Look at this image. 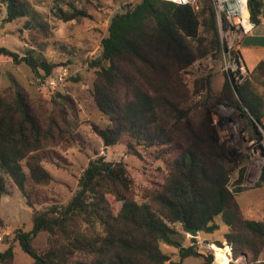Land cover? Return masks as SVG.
<instances>
[{
  "label": "trees",
  "instance_id": "obj_1",
  "mask_svg": "<svg viewBox=\"0 0 264 264\" xmlns=\"http://www.w3.org/2000/svg\"><path fill=\"white\" fill-rule=\"evenodd\" d=\"M247 3L256 25L264 0ZM0 8L3 21L25 18L32 36H47V22L29 0H0ZM56 13L62 21L87 15L74 7H58ZM223 47L211 0H138L114 12L99 54L82 59L94 71L91 96L106 119L92 131L106 147L123 143L127 152L160 162L157 172L149 174L137 197L126 163L103 155L90 159L66 204L33 211L31 229L13 231V241L0 250V264H14V242L35 264H182L189 256L212 264L213 251L199 252L194 237L183 245L178 227L212 234L220 223L226 226L222 240L212 243L228 246L232 259L244 256L245 264H264V219L245 214L237 200L245 190L240 165L246 156L220 141L212 117V105L231 106L259 140L252 118L259 121L264 112V91L258 90L264 89V60L239 83L224 73L214 93L213 72L202 65L220 60ZM231 53L240 59L238 49ZM5 58L24 62L43 83L56 66L34 58L31 50L20 56L0 47V59ZM75 116L74 101L64 91L49 99L16 84L0 91V197L18 190L33 206L31 197L53 179L43 165L44 152L75 135ZM236 167L239 178L229 187ZM263 184L264 164L255 187ZM112 202H120L116 211ZM42 231L48 245L39 251L32 241ZM161 244L177 248L178 259Z\"/></svg>",
  "mask_w": 264,
  "mask_h": 264
},
{
  "label": "rangeland",
  "instance_id": "obj_2",
  "mask_svg": "<svg viewBox=\"0 0 264 264\" xmlns=\"http://www.w3.org/2000/svg\"><path fill=\"white\" fill-rule=\"evenodd\" d=\"M35 8L41 12L47 22L48 33L46 37L38 35L32 36L30 28H26L25 18H18L12 22L2 20L4 12L0 8V47H6L17 52L20 56L26 52H32L34 58L45 59L47 62L55 64L56 69L65 73V80L54 89L43 86V80L34 75L31 68L21 62L15 64L11 59H0V91L13 84L23 87L33 96H40L49 99L56 91L61 90L69 94L75 104L73 135L65 143L54 149L44 152V167L52 175V181L44 188H41L37 197H31L34 201L33 206H29L21 193L14 190L9 195L0 197V250H3L13 241V231L21 228L28 231L32 227L33 211L45 208L51 204H66L74 191L78 188V180L86 167L88 161L96 156L103 155L109 161H123L128 166L135 179L134 193L137 197L141 194V188L148 182L149 174H155L156 166L160 162H151L150 158L139 157L126 151L123 143L112 146H104L100 138L92 131L94 124L104 126L106 119L97 109L92 96L91 86L94 77L93 69H88L82 59L87 56H96L100 52V40L107 34V26L112 14L121 11L128 3H135L138 0H29ZM197 3V0H195ZM69 2V5H68ZM212 2V0H211ZM213 4V3H212ZM62 7L65 10L72 8L85 9L86 16L75 21H62L58 18L57 9ZM261 24H264V13H262ZM264 29V25H258L252 33ZM219 31V30H218ZM220 37V34H219ZM222 47L226 46V39L220 37ZM259 45H264V39L253 38L252 35L244 37L241 45L256 41ZM237 47H231L236 50ZM259 54L264 59V48L244 50L243 56L247 61V67H251L255 55ZM205 71L212 70L211 86L214 93H217L223 82V75L231 74L229 67L231 61L228 59L225 47L222 48L220 60L204 61ZM258 90L264 89L258 86ZM213 106V107H212ZM212 114L217 113L218 118L226 125L229 138L233 141V146L246 158L240 167H244L240 186L245 190L237 195L239 205L244 211L249 213L258 212L264 216V184L255 187L257 179L252 183L245 182L246 173L250 164L254 161V152L260 145L261 135H256L252 128L242 117L236 116L234 109L228 105H212ZM222 107L219 113L218 108ZM217 118V119H218ZM254 139L253 143L248 141ZM233 167V165H229ZM239 167L230 172L229 187L239 178ZM112 207L116 211L120 207V202H112ZM226 226L220 223V230L208 234L200 231L194 237L199 252L208 254L207 249L213 251L215 264H228L226 256L227 249L217 246L212 241L222 240L221 232ZM180 239L183 245H188L191 236L188 232L181 231ZM48 233L39 232L33 239V246L43 251L47 247ZM224 244V242H223ZM161 250L168 254L172 259H178V249L165 244L160 245ZM15 259L14 264H35L33 259L22 251L19 245L14 242ZM264 261V252L261 255ZM243 259V258H242ZM212 261V264H213ZM197 257L189 256L183 260L182 264H199ZM245 264L240 261L238 264Z\"/></svg>",
  "mask_w": 264,
  "mask_h": 264
},
{
  "label": "built area",
  "instance_id": "obj_3",
  "mask_svg": "<svg viewBox=\"0 0 264 264\" xmlns=\"http://www.w3.org/2000/svg\"><path fill=\"white\" fill-rule=\"evenodd\" d=\"M175 3L179 4H196L195 0H170ZM248 0H212L215 16L218 24V30L221 39H226V54L228 59L231 61V65L226 66L229 67L232 71L234 76L235 82H242L247 75V70L244 66L240 63V59L236 61L232 58L231 47L234 44L237 46L240 39L250 33L255 24L250 19V12L248 9ZM65 80V73L56 69L53 72V75L45 82L42 83L43 86H48L51 89H54L59 84L63 83ZM46 84V85H45ZM222 107L218 108L219 113ZM213 124L216 126L219 139L221 142L225 143L227 146H233V141L230 140V136L228 134V129L222 120L218 118L217 113H213ZM218 118V119H217ZM256 125V129L258 130L259 134L261 135L260 138V145L257 151L254 152V161L250 164L249 170L245 176V182L252 183L254 182L257 177L259 176L260 169L264 164V112L259 121H256L252 118ZM255 140L251 139L248 142L253 143ZM226 246V245H224ZM223 246V247H224ZM228 250L226 251V256L228 260H232L235 264L239 263L240 261L245 262V257L240 256L236 259H232L230 248L227 246ZM243 258V259H242ZM228 261V262H229ZM241 264V263H240Z\"/></svg>",
  "mask_w": 264,
  "mask_h": 264
},
{
  "label": "crops",
  "instance_id": "obj_4",
  "mask_svg": "<svg viewBox=\"0 0 264 264\" xmlns=\"http://www.w3.org/2000/svg\"><path fill=\"white\" fill-rule=\"evenodd\" d=\"M263 13H264V9H263ZM262 15V14H261ZM260 15V16H261ZM264 22V21H263ZM262 21H261V17H260V21L258 24H256L253 28L256 29L258 27V25H264V24H261ZM252 30V31H253ZM252 31L246 35H244L239 43L237 44V49L239 50V53H240V63L244 66V68L248 71V70H252L253 67L257 64L258 61L260 60H264L263 58H261L259 54H256L254 59L252 60V65L250 68L247 67V61L244 59V56H243V51L244 50H253V49H261V48H264V45H259L257 40L256 41H253V42H248L247 44L245 45H241V42L243 41L244 37L247 36V35H252L253 38H261V39H264V29H261L260 31H256L254 33H252ZM242 192V191H241ZM240 192V193H241ZM241 207V206H240ZM243 210V209H242ZM244 211V210H243ZM245 214H247L248 216H252V217H256V218H263L264 219V216H262L260 213L258 212H253V213H249L248 211H244ZM262 255V254H261ZM260 260H262L261 256H260ZM229 261V260H228ZM240 262V260H239Z\"/></svg>",
  "mask_w": 264,
  "mask_h": 264
},
{
  "label": "water",
  "instance_id": "obj_5",
  "mask_svg": "<svg viewBox=\"0 0 264 264\" xmlns=\"http://www.w3.org/2000/svg\"><path fill=\"white\" fill-rule=\"evenodd\" d=\"M201 230L199 229H195V228H188V233L191 237H196L197 235H199ZM216 261L214 260L213 261V264H215Z\"/></svg>",
  "mask_w": 264,
  "mask_h": 264
}]
</instances>
